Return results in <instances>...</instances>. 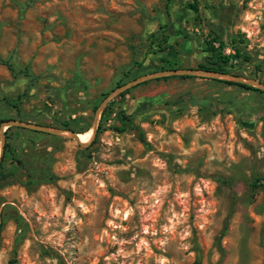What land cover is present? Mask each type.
I'll list each match as a JSON object with an SVG mask.
<instances>
[{"label": "rangeland", "instance_id": "374dc122", "mask_svg": "<svg viewBox=\"0 0 264 264\" xmlns=\"http://www.w3.org/2000/svg\"><path fill=\"white\" fill-rule=\"evenodd\" d=\"M191 1L0 0V125L89 131L119 84L208 64L211 31L264 83V0ZM195 77L113 97L86 147L6 128L0 264H264V93Z\"/></svg>", "mask_w": 264, "mask_h": 264}, {"label": "water", "instance_id": "95a60500", "mask_svg": "<svg viewBox=\"0 0 264 264\" xmlns=\"http://www.w3.org/2000/svg\"><path fill=\"white\" fill-rule=\"evenodd\" d=\"M173 75H188V76L209 77V78L228 80V81H233L238 84L248 85L250 87L257 88L264 92V83L261 82L259 78H245V77H241L239 75L233 74V73L219 72V71H214V70H205V69H200V68H184V67L152 71V72L145 73L139 77H136L129 81L124 82L123 84L112 89L104 97V99L101 101L100 105L98 106L96 110L94 123L89 128L92 130L91 138L96 133V130L98 128V120L100 118V114L103 108L109 102V100H111L113 97L119 95L121 92L127 90L128 88L140 82L150 80V79H156V78L164 77V76H173ZM0 126H1L0 159H1L3 149H4V144H5V129L11 126H19V127H24L28 129H34V130H38V131H42V132L50 133V134L70 136L71 138L75 139L81 147H86L91 141L90 139L88 142H82L78 137V133L72 131L71 129L53 128V127H48V126L37 124V123H30V122L23 121L20 119L4 120L2 121Z\"/></svg>", "mask_w": 264, "mask_h": 264}, {"label": "trees", "instance_id": "16d2710c", "mask_svg": "<svg viewBox=\"0 0 264 264\" xmlns=\"http://www.w3.org/2000/svg\"><path fill=\"white\" fill-rule=\"evenodd\" d=\"M188 8L190 10H192L196 14V16L199 14V3H198L197 0H193V1L189 2L188 3ZM211 32H212V34H214V36H212V37L209 36L211 38L205 39L206 46L203 48V51L208 52L210 54L209 56L206 57V59L209 60L208 61L209 63L208 64L200 63V64L197 65V68L205 69V70H214V71H219V72L230 73V71L228 69L230 56L223 55L222 53H220L217 50V47L214 45V42L218 40V37L215 36V33L213 31H211ZM159 44H161V40L159 41ZM165 48H166V46L162 45V48L160 50H164ZM0 62L4 63L11 73L16 74L15 73V71H16L15 67L13 66V64L11 62H9L8 59H1ZM166 69H173V68H166ZM22 72H23L24 76H30V73L26 69L22 70ZM175 76H179V77H182V78H196L195 76H188V75H173V76L159 77V78H156V79L169 78V77H175ZM226 82L237 84V85H240V86H242L244 88L259 90L257 88L250 87L248 85L238 84V83H235L233 81H226ZM123 83H121V84H123ZM121 84H119V85H121ZM259 91H261V90H259ZM126 92L127 91L125 90V91L121 92L119 95L122 96ZM261 92L264 93L263 91H261ZM108 109H110V106L107 104L106 107L103 110L102 116H103V114H105L108 111ZM62 126H63V128L71 129L72 131H74L76 133H80V132H84V131L88 130V129H79V130H77V129L73 128L72 126H70L66 122L62 123ZM9 128H11V127H9ZM5 135H6V139H7V131L5 132ZM140 140L142 142H144V143L146 142L144 137H143V133L142 132H140ZM8 147H9V144H8L7 141H5L4 149H3V152H2V155H1V159H0V163L4 161L5 154L7 152V148ZM50 178L54 179L53 175H51Z\"/></svg>", "mask_w": 264, "mask_h": 264}, {"label": "bare ground", "instance_id": "6f19581e", "mask_svg": "<svg viewBox=\"0 0 264 264\" xmlns=\"http://www.w3.org/2000/svg\"><path fill=\"white\" fill-rule=\"evenodd\" d=\"M91 136H92V130L83 133H78V137L82 142H88L91 139Z\"/></svg>", "mask_w": 264, "mask_h": 264}]
</instances>
